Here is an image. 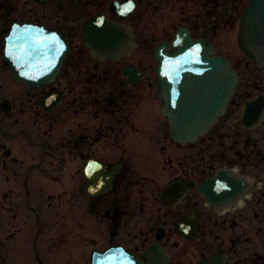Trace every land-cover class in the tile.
<instances>
[{"label":"flooded vegetation","instance_id":"obj_1","mask_svg":"<svg viewBox=\"0 0 264 264\" xmlns=\"http://www.w3.org/2000/svg\"><path fill=\"white\" fill-rule=\"evenodd\" d=\"M114 1L124 0H0V46L9 26L20 22L53 30L70 47L53 83L35 92L18 84L22 92L32 93L35 119H18L15 135L0 129L15 141L0 147L5 183L13 176V182L26 188L29 204L31 191L42 190L40 185L86 192L83 169L90 159L102 162L106 173L121 166L114 169L108 193L83 198L86 249L120 246L136 256L137 264H264V116L256 126L236 125L244 100L264 95V74L251 70L232 44V32L250 0H131L134 9L127 18L114 19L131 27L137 50L129 59L102 60L84 46L80 27L95 13L109 14ZM181 26L193 38L196 31L213 29L208 41L218 51L220 33L230 42L225 52L233 56L232 64L246 69L228 114L198 149L196 143L184 146L170 140L147 60L153 43ZM162 35L166 38L160 39ZM126 65L139 74L134 86L136 77L124 73ZM8 76L1 58L0 80ZM51 91L66 97L63 121L45 119L38 111L37 96ZM17 101L16 111L23 115L25 103ZM222 167L250 181L251 193L211 207L196 186ZM176 182L192 184L163 205L162 189ZM65 204L72 208L74 195ZM89 253L78 254L82 264H89Z\"/></svg>","mask_w":264,"mask_h":264},{"label":"water","instance_id":"obj_2","mask_svg":"<svg viewBox=\"0 0 264 264\" xmlns=\"http://www.w3.org/2000/svg\"><path fill=\"white\" fill-rule=\"evenodd\" d=\"M262 22V25L260 24ZM128 35L104 15H95L83 26L82 38L93 50L106 53L121 51ZM241 48L251 57L256 55L264 65V0H253L242 19L239 35ZM169 53L167 46L156 48V75L163 89L165 111L170 120L171 135L180 142H193L208 132L225 111L236 84V74L229 64L212 57L211 50L201 40L192 41L184 29L176 34ZM59 37L33 27H15L5 43V60L18 80L38 86L58 69L64 53ZM50 64L36 77L31 71ZM224 175L200 185L208 200L222 199L232 186ZM118 254L110 250L94 255L91 264H116ZM127 264V259H121Z\"/></svg>","mask_w":264,"mask_h":264},{"label":"rangeland","instance_id":"obj_3","mask_svg":"<svg viewBox=\"0 0 264 264\" xmlns=\"http://www.w3.org/2000/svg\"><path fill=\"white\" fill-rule=\"evenodd\" d=\"M154 66V63H153ZM0 83H3L2 87L3 89H0V101L7 97L10 100H13L18 105V99H21L24 101L25 108V114L20 117L23 118L26 121L34 120L35 119V110L32 108L34 106L35 101L33 99V96L30 94L23 93L19 88L13 84H10V82L7 79L0 80ZM65 108H62L60 110V113H64ZM17 116L16 111H13V114H11L9 117H4L0 115V125L6 126L9 125L10 132L14 133L16 131V123H14L13 118L15 119ZM65 114L59 117V120L65 119ZM40 119H43L39 117ZM46 119V118H45ZM1 139V138H0ZM16 208L12 210V212L9 213V217L11 218V215L14 213ZM20 223H22V220H20ZM31 236L27 233L25 229H23L22 233L19 235L18 239L10 244L9 246L12 247L11 252L9 249H7V254L9 256L10 263L14 260L17 253H20L21 256L23 255L24 251L28 250L31 254V257L33 256V250L27 246L31 240ZM81 243L77 241L76 243H69V241L66 243L64 247H62L59 251V253L52 256H46L45 264H80L82 262V259L79 257L78 252L80 250ZM11 253L13 254V258H11ZM35 260V256H34ZM33 262L32 258L23 259L19 264H25V262ZM36 261V260H35Z\"/></svg>","mask_w":264,"mask_h":264}]
</instances>
